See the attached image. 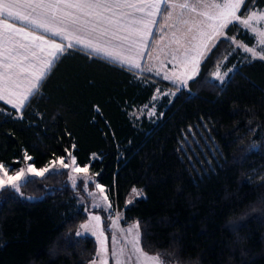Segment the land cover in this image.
<instances>
[{
    "label": "trees",
    "instance_id": "obj_1",
    "mask_svg": "<svg viewBox=\"0 0 264 264\" xmlns=\"http://www.w3.org/2000/svg\"><path fill=\"white\" fill-rule=\"evenodd\" d=\"M264 7L246 0L239 15ZM187 86L164 97L158 118H133L161 78L66 51L22 113L0 101V163L17 171L54 159L89 165L123 223L137 220L144 251L165 264H264V60L251 59L227 29ZM228 55L223 82L211 78ZM68 168L0 189V264H88L96 241L76 236L86 219L84 184ZM92 185V184H91ZM144 196L126 205L133 188ZM82 198V199H81ZM96 211H100L95 209ZM101 212H103L101 210Z\"/></svg>",
    "mask_w": 264,
    "mask_h": 264
},
{
    "label": "snow or ice",
    "instance_id": "obj_2",
    "mask_svg": "<svg viewBox=\"0 0 264 264\" xmlns=\"http://www.w3.org/2000/svg\"><path fill=\"white\" fill-rule=\"evenodd\" d=\"M245 2L246 0H191V2L185 0L183 3H173L171 5L173 9H188L190 14L195 13L196 17H203L204 19L196 20V18H192V26H188L190 21L180 18L178 23L185 25L184 29L176 28L175 25H165L176 28L172 32L171 42L178 45V47L174 50L172 59L174 61L179 59V63L184 66L186 71L183 77L173 73V75L165 74L163 78L171 80L173 83L179 81L182 86H187L188 81L192 80L199 72L201 62L208 58L212 48L215 47L213 41L223 35V30L234 21H238L246 28H249L257 36L258 42L262 46L259 51L256 48L244 45H238V47L243 48L246 53H250L252 59L258 58L264 60V10L259 12L252 11L245 18H241L237 13L240 12ZM160 3L161 0H154V2L140 0V4L127 3L126 0L124 3L119 2V0H111V2L110 0H54V2L47 3L45 0H0V49H2L0 50V68L6 69V71H0V100L10 104L18 114L22 113L30 98L35 96L39 91L42 81L53 67L55 61L64 53L66 48L74 47L72 41L65 46L57 43L55 40H45L42 36L35 35L22 27H18L13 21H22L36 28H43L46 32H51L53 36H62L64 39H67L68 37L64 34L63 29L54 27L48 20L42 17H44L45 12L48 10L63 11V15L71 17L72 23L76 24L80 20V16H75L71 12L64 11L75 9L84 16H94L100 25H103L104 21H108L109 24H115L116 28L111 32L112 39L121 41V47H124L125 42H127L126 50L128 52L135 51L136 57H142L144 55L143 49L148 46V39L152 34L151 26L156 23L152 17L155 15V12L159 11ZM124 7L136 8L140 12H144L145 7H147L155 11H148L145 16L134 19L131 25H125L124 27L120 26L119 20H114L112 17L104 15L105 12L112 11L113 16H115L114 10ZM38 9H43L44 12H38ZM125 15L128 14L126 13ZM171 18L172 13L169 12L166 19ZM254 25H261V28H257ZM91 31L100 32L97 40L109 34V29L106 27L98 29L94 26ZM121 31L127 34L119 35ZM17 37L31 40L33 43L31 45L22 44L16 39ZM73 39L75 44L82 43L79 35H75ZM36 41H42L44 45H48L53 51L49 52L47 57H42L39 53H43L45 49L41 43H36ZM7 44H13V48L9 49L5 47ZM16 45L19 48L31 50L33 60L28 64H22L20 60L16 59V62L13 63L12 61L18 55ZM84 46L91 48L93 52H102L106 57L119 60L120 63L127 64L132 68H141V64L131 55L121 57L119 50H109L102 47L99 43L93 44L91 39ZM181 51L183 52V56L182 58H178L175 53ZM24 59L28 60V56L25 55ZM220 66V64H217V70L212 73V76L223 82L227 73L222 74L219 70ZM146 70L150 72L153 69L147 68ZM156 74L159 75V72ZM171 95H174V93H171ZM156 98L155 96L153 97V99ZM68 156L72 171L85 174L82 177L85 183L91 181L92 177L86 175L88 166L80 168L76 164V157L70 152ZM24 160L31 161L32 157L25 153ZM60 164L64 168L70 167L63 159H60ZM46 171H48L47 168L37 170L33 164L27 165V172L36 176H42ZM25 173L26 169L22 167L15 175H9L8 168L3 163H0V188L8 185L19 191L21 187L20 181L26 179ZM70 178L75 185L76 177ZM95 187L100 190L101 194L104 192L101 185L95 184ZM131 192L134 198L142 195V192L136 188H133ZM103 200L107 201L108 197L105 195ZM132 202V199H129L128 203ZM94 206L101 207V204L98 203ZM111 207V203L106 204V208L111 209ZM119 219L120 215L117 213L115 218L112 219L111 227L123 233L125 243L130 247L126 248L122 246L116 248L115 244L119 243V241L116 235L113 234L112 240L114 246L111 250V256L115 259L116 264H162L158 255H150L144 252L141 247L139 224L137 223L127 230H121L118 229ZM80 229L83 231H78L76 235H82L83 232H91L98 244L95 257L91 260L90 264H109V248L107 237L101 227V217L99 215H90L88 221L80 225Z\"/></svg>",
    "mask_w": 264,
    "mask_h": 264
},
{
    "label": "rangeland",
    "instance_id": "obj_3",
    "mask_svg": "<svg viewBox=\"0 0 264 264\" xmlns=\"http://www.w3.org/2000/svg\"><path fill=\"white\" fill-rule=\"evenodd\" d=\"M183 2H185V0H180V2H178V0H169L168 1V6H169L168 13L169 12L172 13V18L171 19H166L168 13L165 15V17L162 18V26L163 27L162 26H160V27H162L164 29V30L162 29V37H163V39L159 38L157 40H153L152 41V45L149 48L146 57L144 56V63L141 64V68L139 69L140 71H134V72H136V76L139 79H143V80L145 79L147 81H150V80L154 81L157 78H161L162 80L166 81L169 85L168 86L158 85V87H157L156 91L154 92L152 98L146 104L138 106V107H135V108H133L130 111V115L133 118L141 119L143 117H146L147 119H154V120L157 119L158 118L157 108H158L159 103L162 102L163 98L164 97L172 98L177 93L176 87L177 88L184 87V86H182L179 83V81H177L176 83H173L171 80H167V79L163 78L165 74L173 75V73H175L177 76L183 77V75H184V73L186 71L184 66L181 63H179V59L175 60V61L172 59L173 52L178 47V45H176L175 43L171 42L172 32L175 31L176 28L184 29L186 27L185 25H182V24L178 23V20L180 18L185 19V20H189L190 23H189L188 26H192V18H196V20L204 19L203 17H196L195 13H191L190 14L188 9H180V8L173 9L171 7V5L173 3H183ZM188 2H191V0H188ZM261 10H264V7L252 9V10L249 11V13L252 12V11L259 12ZM237 15H239V13H237ZM246 16H244V17L241 16V18H245ZM234 23H237L241 28L247 30L253 36L254 41H253V43L251 45H249V44H246L245 42H243V41H241V40H239V39H237L235 37H232L231 40H232V43L234 45L233 48L234 49L239 48L242 52L246 53L243 50V48L238 47V45H244L246 47L256 48L259 51L262 46L259 44L257 36L249 28H246L244 25L240 24L238 21H234L233 23L229 24L228 27L230 25L234 24ZM165 25H175L176 28L168 27V26H165ZM254 26L257 27V28H261V25H254ZM228 27L223 30V35H221L218 39H215L213 41L215 43V45L218 43V41L220 39L228 37V34H227ZM92 43H95V44L99 43L100 45H102V47L108 48L109 50H114V49L115 50H119L121 57L127 56L126 45H124V47H121V41H119V40H113V39H107V40H104V41H102V40H94V41H92ZM175 54L177 55L178 58H182V56H183V52L182 51L181 52H176ZM247 54L251 58V54L250 53H247ZM100 57L111 59L109 57H106L104 54H102ZM225 57H228V55L224 56L222 62L220 63L221 66H220L219 70H220V72L222 74L225 73V72L228 73V71H229L225 67V61H226ZM113 61L118 63L117 64L118 67L132 68V67L128 66L127 64L120 63L119 60H113ZM147 68H152L153 70L149 72V71L146 70ZM132 69H135V68H132ZM216 70H217V68L215 67L213 69L212 73L215 72ZM157 72H159V75L156 74ZM211 78H214L212 76V74H211ZM225 78H226V76H225ZM225 78H224V80H225ZM166 93H168V94L166 95ZM171 93H174V95H171ZM154 96L157 97V98L153 99ZM65 163H68L70 165V167H68V171H69L68 178H67L68 182L72 186H75L79 182H82L84 184V190L86 192V195L89 198V200L87 202H84V204H85L84 211L86 213V219L82 223L79 224V226H78V228H77V230L75 232V235H76V233L78 231H83L82 229H80V225L83 224V223H86L88 221V218H89L90 215H99L101 217V227L103 228L105 236L107 237V245H108V248H109V264H116L115 259L111 256V250H112V248L114 246L113 245V240H112L113 234L116 235L117 240L119 241V243L115 244L116 248H120L122 246L127 248V247H130V246L126 245L125 240L123 238V233L121 231H119L117 229H113L111 227L112 219H114L115 215L117 213H119L120 219H119V222H118V229H121V230H127L131 226L137 224L138 221L137 220H133V221H130L128 223H123V212L122 211H117V210H115L113 208V205H112V202L110 200V196H109L107 188L104 185H102V184L97 182L96 178L93 176V174L90 171L89 165H85V166H88V172L86 173V175L87 176H91L92 180L88 181L87 183H85V180L82 178L83 176H85V174L78 173V172H73L70 161L69 162H65ZM28 164H32V163H30L29 161L26 160L23 163V165L20 167V168L23 167V168L26 169V173H25L26 179L25 180H21L20 181V185L23 182H25L28 179H30V178L35 176V175L27 172V165ZM4 165L8 168V174L9 175H15L16 172H18L19 169H20L19 168L15 172H10L9 166L6 165V164H4ZM78 166L80 168L85 167V166H81V165H78ZM34 167L37 170L47 168L48 171H46L43 175L47 174L48 172L58 171V170L64 168L60 164V159H54L50 164H48L46 166H43V167H40V168H37L36 166H34ZM73 176L76 177L75 185L73 184V180L70 178V177H73ZM95 184L101 185V187L104 189V192L102 194L100 193V190L95 187ZM5 186H8V185H5ZM135 188L138 191L142 192V190L140 188H137V187H135ZM18 192H19V194L21 196H23L25 198H28V199H31V200L38 199V198L42 197V196H34V195H30V194H25V193L21 192L20 190ZM90 193H91V195H90ZM105 195L108 197L107 201L103 200V197ZM142 196H144L143 192H142L141 196L134 198L132 192H130V194H129L127 200H126V205L131 204V203H128L129 199H132V201H134L136 198H140ZM98 203L101 204V207H95L94 206L95 204H98ZM107 203H111V205H112L111 209L106 208V204ZM95 209H98L100 211H96ZM101 210L103 212H101ZM139 233H140V227H139ZM140 235H141V233H140ZM76 236H91L96 241L95 236H93L91 234V232H83L82 235H76ZM129 239H130V237H129ZM140 244H141V242H140ZM96 245H97V248H98L97 242H96ZM144 252H146V251H144ZM146 253H148V252H146ZM148 254H150V253H148ZM150 255H157V254H150ZM90 262H91V260L88 262V264H90ZM162 264H165V263L162 262Z\"/></svg>",
    "mask_w": 264,
    "mask_h": 264
},
{
    "label": "crops",
    "instance_id": "obj_4",
    "mask_svg": "<svg viewBox=\"0 0 264 264\" xmlns=\"http://www.w3.org/2000/svg\"><path fill=\"white\" fill-rule=\"evenodd\" d=\"M168 1L169 0H161L159 11L155 12V15L152 17V19H154L156 21V23L151 26L152 27V34L148 39V46L143 49L144 55L142 57H136L135 51H133V52L127 51V56L131 55L140 64L144 63V56L146 57L148 50L152 45V41L157 40V39L162 37V29L163 28L160 26H162V18L165 17V15L169 11ZM45 2L46 3L47 2H54V0H45ZM110 2H111V0H110ZM119 2L124 3L125 0H119ZM126 2L127 3L140 4V0H126ZM150 2H154V0H150ZM178 2H180V0H178ZM140 6L143 7L144 5H140ZM150 10L155 11L154 9H149L147 7H145L144 12L137 11L136 8L124 7V8L115 9L114 10L115 16H113L112 11H107L104 13V15L107 17H112L114 20H119L120 26L124 27L125 25H131V23L134 19H138L140 17L145 16L146 13ZM28 11H30V10H28ZM37 11L38 12H44L43 9H38ZM64 11L71 12L75 16H80V20L76 24H73L71 17L64 16L63 11H57V10L46 11L44 17H42V18L48 20L49 23H51L54 27L59 28V29H63L64 34L67 35V37H68L67 39H64L62 36H53L51 32H46L43 28H36L33 25L26 24L22 21H13V23H15L18 27L24 28L28 32H32L35 35H39V36L44 37L45 40H55L57 43H61L65 46L70 41H72L74 43V47L66 48L64 53L68 50H70V51L72 50L74 52L78 51V52L88 56L89 59L94 58V59L104 61L110 65H116L117 66L118 63L113 61V59L111 60V59L100 57L103 54L102 52L101 53H95V52H92L91 48L84 46L85 43H87L89 39H91L92 41L97 40V37L100 35L99 31H96V32L91 31L92 27L95 26L98 29L106 27L109 29V34L100 39V40L104 41L107 39H112L111 32L115 30L116 25L115 24H109L108 21H104L103 25H100L94 16H84L75 9H67ZM126 13L128 15H125ZM53 17H55V19H53ZM86 21H87V23H85ZM81 25H83V27H81ZM125 34H127V33L123 32V31H121L119 33V35H125ZM75 35H79L81 37L82 43L75 44L74 39H73V37ZM16 39L22 44L31 45L33 43L31 40H24L22 37H17ZM113 40H115V39H113ZM36 43H41L45 49V51L43 53H39L42 57H47V54L49 52L53 51L51 49V47H49L48 45H44L42 41H36ZM125 43H127V42H125ZM93 44H95V43H93ZM5 47H8L9 49H11V48H13V44H7V45H5ZM16 48L18 51V55L12 61L13 63L16 62V59L20 60L22 62V64H28L30 61L33 60L32 56H31V50H25L24 48H19L18 45H16ZM0 50H2V49H0ZM37 51H39V50H37ZM25 55L28 56V60L24 59ZM124 69L130 70V71H140L139 69H136V68L132 69V68H126L125 67ZM0 71H6V69L0 68ZM0 101H2V100H0ZM2 102L5 103V101H2ZM5 104H7V103H5ZM7 105L12 107L10 104H7Z\"/></svg>",
    "mask_w": 264,
    "mask_h": 264
}]
</instances>
